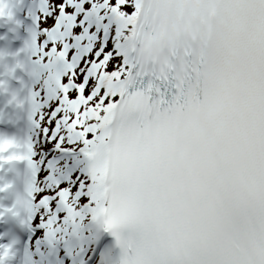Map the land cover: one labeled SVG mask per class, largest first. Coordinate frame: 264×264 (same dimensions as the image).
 <instances>
[{
    "label": "snow or ice",
    "instance_id": "1",
    "mask_svg": "<svg viewBox=\"0 0 264 264\" xmlns=\"http://www.w3.org/2000/svg\"><path fill=\"white\" fill-rule=\"evenodd\" d=\"M22 3L0 0V19L19 25ZM27 16L24 47L0 50V93L33 132L0 134V169H28L0 217L55 239L90 215L119 244V225L147 220L119 264H264V0H36ZM54 145L84 170L49 171Z\"/></svg>",
    "mask_w": 264,
    "mask_h": 264
},
{
    "label": "clouds",
    "instance_id": "2",
    "mask_svg": "<svg viewBox=\"0 0 264 264\" xmlns=\"http://www.w3.org/2000/svg\"><path fill=\"white\" fill-rule=\"evenodd\" d=\"M91 163L93 167L103 170L109 163V155L106 148H101L95 155L91 158ZM113 182L110 177L102 180V186H107L109 188V198L111 197ZM113 205H109V213H112ZM103 219V216L101 217ZM151 227L147 220L143 221V226L139 229H130L126 224L119 225L115 231L119 234L121 256L127 251L129 257L134 259V253L136 251V246L141 240L144 231ZM123 245V247L121 246Z\"/></svg>",
    "mask_w": 264,
    "mask_h": 264
},
{
    "label": "bare ground",
    "instance_id": "3",
    "mask_svg": "<svg viewBox=\"0 0 264 264\" xmlns=\"http://www.w3.org/2000/svg\"><path fill=\"white\" fill-rule=\"evenodd\" d=\"M91 222H92V225L94 227V232L96 234L95 239L98 240V241L99 240H101V241L104 240L105 241L106 240V235H107L106 234V230L107 229L104 228L102 223H100V222L93 221V220H91ZM106 246L109 247L108 250L112 249V247L109 246V244H106ZM112 262H113V264H117L114 259L112 260Z\"/></svg>",
    "mask_w": 264,
    "mask_h": 264
},
{
    "label": "rangeland",
    "instance_id": "4",
    "mask_svg": "<svg viewBox=\"0 0 264 264\" xmlns=\"http://www.w3.org/2000/svg\"><path fill=\"white\" fill-rule=\"evenodd\" d=\"M88 219H89V215L86 216V222L88 221ZM87 230H88V228H87ZM93 244H94V242L91 243V245H93Z\"/></svg>",
    "mask_w": 264,
    "mask_h": 264
}]
</instances>
